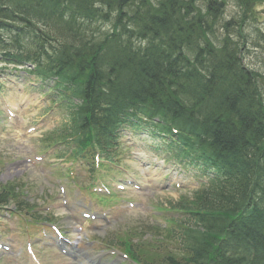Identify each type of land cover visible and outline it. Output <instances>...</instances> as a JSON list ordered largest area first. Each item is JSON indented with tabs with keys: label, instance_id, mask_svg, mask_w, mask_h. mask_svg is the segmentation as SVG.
<instances>
[{
	"label": "trees",
	"instance_id": "16d2710c",
	"mask_svg": "<svg viewBox=\"0 0 264 264\" xmlns=\"http://www.w3.org/2000/svg\"><path fill=\"white\" fill-rule=\"evenodd\" d=\"M248 1L239 5L250 10ZM219 6L0 0V51L19 58L27 49L63 81L68 72L87 81L74 132L91 127L95 139L110 137L120 115H157L190 156L221 175L193 209L185 207L197 214L178 226L183 254L167 257L169 264H264V76L242 67L231 24L217 37ZM18 32L34 35L28 42ZM7 195L0 193V203Z\"/></svg>",
	"mask_w": 264,
	"mask_h": 264
},
{
	"label": "rangeland",
	"instance_id": "374dc122",
	"mask_svg": "<svg viewBox=\"0 0 264 264\" xmlns=\"http://www.w3.org/2000/svg\"><path fill=\"white\" fill-rule=\"evenodd\" d=\"M177 1L180 2V0ZM226 4V17H230L239 12L237 6L235 4H232L230 0H226ZM254 13L256 20L252 21L250 19V24L253 26L254 29L256 28L264 32V4L262 3L255 5ZM249 29L250 26H247L244 30L242 28V32H244L246 35L248 34V32L250 33L249 37L248 35L245 37L244 33L241 34L243 38H245V40L247 39L245 43L243 60L247 67L259 70L264 74V50L262 48L255 49L256 47H252V45L249 44L250 42L252 43L253 41H258V38L254 37V34ZM127 139L128 140H126L125 142L131 143V147L130 150L127 151L121 163L123 166V173H125V175H117V179L125 185V180L129 179V176L134 177L135 183L138 186L142 187L143 190L135 192L131 191V189L128 190L127 193L130 194H126V202L123 203V207H118V209L112 213L113 218L110 220V222L97 231L101 236H107L114 229L123 230L125 226L135 225L139 221H141L140 219L147 220V211H150L151 213L155 212L157 208L165 206L167 202L177 199L180 195L178 193H182V188L189 189L193 187V181L188 179V175H186L185 178H182V180L179 181L180 188L178 190H174V181L178 180V178H176L175 176V170H170L166 172V169L158 168V164L155 165L152 163L150 155L139 153V148H137L135 145H132L131 139L138 140L137 137L129 136ZM141 147L142 146H140V148ZM31 150V143H25L23 142V140H15L11 144L10 138H0V159L6 162L5 165H3V163L0 164L1 184L13 182L21 178L24 179L25 176L30 179H33L30 175V172H32L33 177L37 176L35 172H33L32 170L29 171V169L26 168L27 164L25 163V158L30 157ZM132 154H138V156H140V161H137L135 158H132ZM143 161H147L148 163L145 164L143 163ZM51 173L52 172H49L47 176H51ZM165 174H167L166 178H164ZM44 185L45 187H48L47 184H44V182L40 180L39 183L36 184V186H32L31 189L33 192L41 193L40 190L43 189ZM73 187L77 192L80 193L82 201L94 197V204H96L97 202L107 201L108 199H110V197L108 196L104 197L101 195H94L92 193L85 194L82 188L74 185ZM37 197L38 196L33 199L34 202H37L36 204L42 206L44 204L42 203V196H40L39 198ZM130 201L135 202L136 206L127 209L126 203ZM30 203L32 204V201ZM56 204L61 209V207L58 205L57 200ZM57 210L59 214L56 216L61 217L58 218V220L61 219L58 221V224L65 225L66 222H63V213H61L59 209ZM2 217L7 221V224L5 225V227H1V229L17 227L19 220L16 218V216L7 217L6 215H2ZM157 222L162 223V220L159 219ZM138 226H140V224H137L136 227ZM89 235H91V233H89ZM10 241L14 243V252H18L19 249L22 247V235L20 228H17L12 238H10ZM1 254L3 256H6L4 264H10V255H4L3 253H0V255ZM52 256L55 257L58 261H60L62 264V261L56 255L50 253V257Z\"/></svg>",
	"mask_w": 264,
	"mask_h": 264
},
{
	"label": "bare ground",
	"instance_id": "6f19581e",
	"mask_svg": "<svg viewBox=\"0 0 264 264\" xmlns=\"http://www.w3.org/2000/svg\"><path fill=\"white\" fill-rule=\"evenodd\" d=\"M101 88H105V90H106L107 86H106V83L105 82L102 84V87ZM95 92H99V91H95V89H93V92L91 91V96H95ZM101 92H103V91H101ZM59 93H61V91Z\"/></svg>",
	"mask_w": 264,
	"mask_h": 264
}]
</instances>
